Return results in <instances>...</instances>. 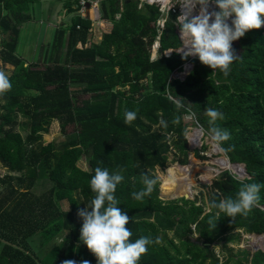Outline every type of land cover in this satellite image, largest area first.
I'll return each mask as SVG.
<instances>
[{
    "label": "trees",
    "instance_id": "trees-1",
    "mask_svg": "<svg viewBox=\"0 0 264 264\" xmlns=\"http://www.w3.org/2000/svg\"><path fill=\"white\" fill-rule=\"evenodd\" d=\"M39 2L0 0V65L13 67L8 74L12 88L0 96V167L5 171L0 175V264H97L80 241L82 219L77 213L95 196L89 181L98 166L110 174L122 170L124 180L115 197L130 217L131 240L160 239L148 246L139 264H264V249L237 250V255L226 254L220 261L211 246L223 241L226 249L242 234H264V26L236 40L238 58L225 77L197 58L165 54L181 46L179 12H169L158 34L156 6L101 0V18L110 26L102 27L95 43L88 36L90 21L76 15L72 0L64 5L68 22L54 29L42 63H26L16 54L17 45L22 26L32 21L33 5ZM156 41L157 56L152 59ZM46 56L53 64H47ZM187 62L193 68L185 79L172 78ZM208 108L224 115L216 122L230 133L222 145L228 149L224 154L232 163H243L249 178L225 170L193 200H162L151 171L172 151L174 161L186 163L192 133L187 135L183 117H192L206 132ZM126 111L137 114L131 123H125ZM161 119L167 127L160 126ZM53 121L59 123L63 141L44 144L43 134ZM80 158L87 170L78 167ZM142 173L157 183L138 201L132 193L144 188ZM164 179H171L169 168ZM251 183L262 187L248 215L227 217L220 212L217 218V209L208 210L213 198L235 197L242 185ZM39 187L43 190L34 194ZM191 191L168 195L193 197ZM62 201L68 210L61 208Z\"/></svg>",
    "mask_w": 264,
    "mask_h": 264
},
{
    "label": "clouds",
    "instance_id": "clouds-1",
    "mask_svg": "<svg viewBox=\"0 0 264 264\" xmlns=\"http://www.w3.org/2000/svg\"><path fill=\"white\" fill-rule=\"evenodd\" d=\"M165 4L167 13L176 4L183 8L176 18L182 42L179 52H183V58L198 57L201 64L210 69H219L225 77L230 73V65L238 58L234 54L232 42L243 37L246 32L264 26V0H180L176 4L172 0H165ZM210 5L214 6L213 10H210ZM11 88L8 74L0 71V96ZM136 115L135 111H126L125 123H131ZM205 115L208 117L209 128L206 132L202 127L199 128L190 143L197 144L206 136L214 150L226 153L228 149L222 145L230 139V133L216 125L217 120L224 119V115L213 108L206 109ZM178 122V119L174 121ZM159 124L167 127L163 119ZM123 180L122 170L110 174L108 169L96 167L89 181L95 196L89 206L77 213L82 219L80 241L95 256L97 264H139L141 257L148 252V246L160 243L158 237L153 240L141 236L131 240L133 234L127 227L130 217L118 207L119 201L115 197L117 185ZM141 180L144 188L132 193L133 198L138 201L150 195L157 183L143 173ZM261 187L259 183L244 184L235 197L223 196L218 201L213 198L208 203V210L217 209V218L220 212L227 217L238 214L246 216L258 203ZM209 223L212 224L213 220L210 219ZM61 264L77 262L64 260ZM79 264L90 262L82 260Z\"/></svg>",
    "mask_w": 264,
    "mask_h": 264
},
{
    "label": "rangeland",
    "instance_id": "rangeland-1",
    "mask_svg": "<svg viewBox=\"0 0 264 264\" xmlns=\"http://www.w3.org/2000/svg\"><path fill=\"white\" fill-rule=\"evenodd\" d=\"M56 1L57 0H53V1L52 0H43V2L40 1L39 3H36L33 5V8H32L33 9L32 10L33 19L29 23L31 31H30V34H28V35L25 34L23 37H21L22 41L20 40L18 45H17V52L18 53H21V50H23V48L25 49L26 44H29L27 46H29V48H31L36 38L38 41L41 40V35H37V34L41 31V28L44 29L45 24H43L40 27L38 22H40V21L42 23L48 22L49 24L58 25V24H56V23H58V21H62L63 23H66V21H68L69 18H68V15L65 14L66 11L63 10L62 5H59V3ZM213 8H214V6L210 5V9L213 10ZM197 10H198V8H197ZM228 23L230 24L231 22H228ZM29 24L27 23L26 25H24V28L26 30H27ZM107 24L110 26L109 22ZM50 28H52V27L50 26ZM177 31H179V30H177ZM1 38H2V35H0V41H1ZM181 44H182V42H181ZM235 44H236V40L232 42V48H233V46H235ZM34 46H37V45L34 44ZM44 46L45 45L43 44L42 48H44ZM167 51H165V52H167ZM31 52H32V50H31ZM150 55H151L152 59H154L157 56V50L155 51L154 47L151 50ZM38 61H39V59L37 60V63H38ZM10 68H12V67L8 64L0 65L1 71L6 72L7 74L10 73V71H11ZM183 120H184V123L187 125L186 131H187V135H188V133L190 131L192 133L193 129L196 128L197 126L195 125L196 123L192 117L184 116ZM17 130H20V132L22 134L24 133L23 132L24 129L22 128V126H19L17 128ZM202 140L204 142L200 148H198V147L201 144V141L198 144L192 143L193 147H191L192 148L191 150L189 149V147H187L188 153H187V161L185 164L181 165L178 162L174 161V159H173V156H174L173 152L174 151H172L171 153L168 154V158L165 160V162L163 163V165L161 167L155 168L154 170L151 171V174L159 182V190H160L159 197L162 200H168V198H170L169 195L172 197L176 192H179V193L182 191H188L189 192L191 190H192L191 192L194 193V195H193V199H194L196 196H198V194L200 192H206L207 189L205 187L210 186L212 183V180L219 174L218 173V174L212 175V178H210L209 182L203 183V182H201V179H199V176L202 173H200V171H197L193 164L191 165V160H193L196 163H201L202 165L205 166V165H208V163L212 162L214 158L226 156L223 153H219V154L217 153V154L209 155L210 150H211V146L209 144H207L206 138H203ZM61 141H63V136L60 133L59 123L57 121H53L49 127L48 133L43 134L42 142L44 144H47L48 142L59 143ZM204 146H206V149H205V151H202ZM197 155L204 156V158H202V159L197 158ZM77 165L81 169L87 170V163L83 158H80L78 160ZM175 166H178L177 174H176ZM186 167H188L187 172L184 171V169ZM168 168H169V173L171 175V179L165 180L164 177L167 175ZM223 171H225V170H222V172ZM4 172H5L4 169H2L0 167V175L4 174ZM191 174H194V176H193L194 179H191ZM161 184H162V186H161ZM0 190H1V188H0ZM42 190H43V188L39 187V188L34 189L33 193L38 194ZM161 190H163L164 192L167 193V198L162 195ZM178 198H181V197H177L174 199H178ZM62 205L64 206L65 209L68 208L67 203H65L64 201L62 202ZM236 232H240V231H235V233ZM251 236H247V234H242L240 236L241 238L239 239L238 242L228 243L226 249L223 247V241H219L218 243H216V245H211V246L213 247L217 256H219L220 261H222L226 257H228L227 255H230V253L233 255H237L238 254L237 250H247L249 253H251L250 252L251 250L255 251L256 249L263 247V246H261L260 242L255 241L254 239H252ZM195 237H197V236L194 235V238ZM231 249H232V251H230Z\"/></svg>",
    "mask_w": 264,
    "mask_h": 264
},
{
    "label": "built area",
    "instance_id": "built-area-1",
    "mask_svg": "<svg viewBox=\"0 0 264 264\" xmlns=\"http://www.w3.org/2000/svg\"><path fill=\"white\" fill-rule=\"evenodd\" d=\"M76 4V15L80 16L81 18L85 20H89L91 25L89 28V37L93 42H98L101 39L103 30L102 27L107 24L105 21L102 20L101 14H100V2L101 0H75ZM122 1V0H120ZM140 7L143 3H146L148 5L156 6L160 16L158 20L156 21V28L158 31V34L162 32L164 29L165 22L167 20L168 14L166 11V4L165 0H139ZM180 0H172L173 4L179 3ZM169 12H179L181 14L182 12V6L180 4H176L173 8L169 10ZM115 18H118V15L115 16ZM231 22V18H229V21ZM159 44L156 41L154 45L152 46V49L154 47L155 51L157 50ZM166 54V52H165ZM167 55V54H166Z\"/></svg>",
    "mask_w": 264,
    "mask_h": 264
},
{
    "label": "crops",
    "instance_id": "crops-1",
    "mask_svg": "<svg viewBox=\"0 0 264 264\" xmlns=\"http://www.w3.org/2000/svg\"><path fill=\"white\" fill-rule=\"evenodd\" d=\"M43 2V0H40ZM53 1V0H52ZM72 2V0H57L56 2L59 3V5H62L63 7V10L66 11L65 9V2ZM64 11V12H65ZM66 15H68L66 12H65ZM70 15H68V18H69ZM68 21H66L67 23ZM30 23V22H29ZM28 23V24H29ZM63 23L62 21H58V23L56 24H61ZM108 23V22H107ZM39 26L41 27L43 24H45V27L44 29L41 28V31L37 34V35H41V40H37V38L35 39L33 45L31 48H29V44H26L25 46V49L23 48V50H21V53H18L17 50H16V54L22 59L24 60L26 63H35L37 62V60L39 59L38 63H42V60L44 59V56H45V49H46V45L48 43V40L51 38V35L54 31V29L58 26V25H54V24H49L48 22H45V23H42L41 21L38 22ZM50 26L52 28H50ZM30 31H31V28H30V24L28 25V28L27 30L24 28V26H22L21 28V32H20V37H19V41L21 40V37H23L25 34H30ZM22 41V40H21ZM19 43V42H18ZM38 43V44H37ZM37 45V46H34ZM45 45L44 48H42V45ZM39 45V46H38ZM22 49V48H21ZM32 50V52H31ZM51 57V56H50ZM48 56L45 57V60L47 62V64H53L52 61H54V59L52 60V58H50ZM34 59V60H33ZM60 63L62 62V59L59 60ZM12 67V66H11ZM12 68H10V70H12ZM63 202V201H62ZM62 202H61V208L63 210H68L69 209V205L66 201H64L65 203H67L68 205V208L65 209L64 206L62 205Z\"/></svg>",
    "mask_w": 264,
    "mask_h": 264
},
{
    "label": "bare ground",
    "instance_id": "bare-ground-1",
    "mask_svg": "<svg viewBox=\"0 0 264 264\" xmlns=\"http://www.w3.org/2000/svg\"><path fill=\"white\" fill-rule=\"evenodd\" d=\"M65 5V4H64ZM211 10V9H210ZM182 11H183V8H182ZM198 11V10H196ZM182 13V12H181ZM193 14H196L195 12ZM150 48V47H149ZM193 58H198V57H195V56H191ZM225 110V109H224ZM223 110V111H224ZM219 111V110H218ZM229 113V112H228ZM227 117V115H226ZM232 122V121H231ZM222 125V124H221ZM198 128H194L193 131H192V135L189 139V142L194 138L196 132H197ZM204 138H206V142L207 144H209L211 146V143L210 141L207 139V137L205 136ZM194 144V143H193ZM193 144L190 143V146L193 147ZM198 144V143H197ZM255 147V146H254ZM219 154L220 152L214 150L211 146V150H210V155L212 154ZM225 157V156H224ZM223 156L222 157H218V158H214L212 162L208 163V165H202L201 163H196L194 162L193 160H191V165L193 164L195 166V169L197 171H200V176H199V179H201V182H209L210 178H212V175L214 174H218L219 171H222V170H225V169H229L231 171H235V172H239V169L240 168H236L232 165L229 164V162L224 158ZM190 165V164H189ZM177 169H178V166H175V170H176V174H177ZM237 169V170H236ZM242 171V169H240ZM185 172L188 171V167H186L184 169ZM240 180V179H239ZM252 239H254L255 241L257 242H260L261 243V246H263L264 244V239L263 237H260V236H255V235H252L251 236ZM260 247V246H259Z\"/></svg>",
    "mask_w": 264,
    "mask_h": 264
},
{
    "label": "water",
    "instance_id": "water-1",
    "mask_svg": "<svg viewBox=\"0 0 264 264\" xmlns=\"http://www.w3.org/2000/svg\"><path fill=\"white\" fill-rule=\"evenodd\" d=\"M177 33H178V36H179V31H177ZM8 35V34H7ZM180 39V38H179ZM181 46H182V44H181ZM181 46L179 47V48H177V49H175V50H168L167 52H166V54H167V56H169L171 53H172V51H174V52H176V53H180V54H183V52H179V50H180V48H181ZM189 58H190V60L191 59H193V57H191V56H189ZM195 59V58H194ZM192 68H193V64L192 63H190V62H187V63H185L184 64V67H183V70L181 71V72H175V73H173L172 74V78H178V79H180V80H184L185 79V77L188 75V73L192 70ZM196 128H201V127H199V126H197ZM187 138V137H186ZM187 141H188V138H187ZM224 154V153H223ZM209 155H210V153H209ZM228 162H229V164L230 165H232V166H234V167H236V168H240V169H242V171L239 169V172L237 173V172H235V171H231L232 173H234L238 178H240V179H244L245 177H248L249 178V175H248V173H247V171H246V168H245V165L243 164V163H232V162H230L229 161V159L225 156L224 157ZM225 170H229V169H225ZM237 170V169H236ZM220 172H222V171H219L218 173H220ZM196 173V172H195ZM194 173V174H195ZM194 174H191V179H194L193 178V176H194ZM180 197H183L184 199H187V200H193V197H188V196H185V195H183V196H180ZM177 198V197H176ZM171 199H174V198H168V200H171ZM251 235H255V236H260V237H263V239H264V234H249V235H247V236H251ZM248 248V247H247ZM249 249V248H248ZM264 249V244H263V247H261V248H258V249H256L255 251H252L251 250V253H254V252H256V251H258V250H263Z\"/></svg>",
    "mask_w": 264,
    "mask_h": 264
}]
</instances>
